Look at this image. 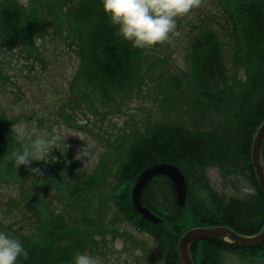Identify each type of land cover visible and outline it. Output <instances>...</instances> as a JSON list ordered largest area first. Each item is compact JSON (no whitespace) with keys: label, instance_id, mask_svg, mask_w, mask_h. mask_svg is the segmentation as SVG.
<instances>
[{"label":"trees","instance_id":"obj_1","mask_svg":"<svg viewBox=\"0 0 264 264\" xmlns=\"http://www.w3.org/2000/svg\"><path fill=\"white\" fill-rule=\"evenodd\" d=\"M218 4L221 22L235 42L233 61L244 67L246 78L230 73L225 55L228 43L204 13V27L190 36L187 46L190 74L182 84L173 76L174 83L169 81L166 89L174 104L180 96L188 97L196 118L208 114L214 117L212 123L208 127L201 122L188 125L176 118L150 123L132 139L116 170L113 199L135 227L158 239L160 264H182L178 241L191 228L225 225L245 235L264 228V191L251 158L253 136L264 121V0H218ZM49 36L60 37L77 56L71 94L57 106L68 125L76 118L72 111L82 103L92 113L117 109L126 92L143 83L142 65L149 48L133 47L123 40L101 0H0V92L11 78L7 55L19 53L32 70L35 62L31 59L44 61L41 44L48 42ZM55 49L61 50L59 43ZM25 109L12 114L0 105V182L16 190L6 198L0 191V214L12 219L6 224L0 218V227L20 239L28 251L17 264H69L75 253L82 251L84 239L68 228L63 214L40 208L43 198L38 192H47L54 184L60 197L76 199L84 185L71 181L61 164L54 166V174L48 173L47 167H39L41 173L37 174L15 165L13 152L30 142L24 135L17 138V127L23 121L41 118L36 108L31 114ZM261 157L264 162V143ZM157 162L178 165L188 185L187 205L181 207L167 176H155L147 184L142 203L163 217L161 224L144 219L131 196L132 184L141 171ZM38 165V161L32 162V167ZM212 168L235 191H221L212 185ZM241 180L255 190L242 192ZM86 186L90 187V182ZM222 250L233 251L247 261H264V242L244 248L213 238L193 243L194 264H222ZM149 256L150 264H156Z\"/></svg>","mask_w":264,"mask_h":264},{"label":"rangeland","instance_id":"obj_2","mask_svg":"<svg viewBox=\"0 0 264 264\" xmlns=\"http://www.w3.org/2000/svg\"><path fill=\"white\" fill-rule=\"evenodd\" d=\"M21 1L26 3L28 0ZM218 8V0H198L188 14L176 18V27L167 40L148 47L149 55L142 65L144 79L140 87L126 92L119 107L107 112L92 113L82 103L76 112L72 111L76 118L70 125L57 111V106L71 94V83L78 65L77 56L68 44L60 37L53 39L49 36L48 42L41 44L44 61L31 59L35 62L32 70L19 53L7 55L10 61L7 72L11 78L2 86L4 90L0 92V105L8 108L12 114L21 107L30 114L36 108L41 118L23 121L19 125L23 129L22 135L31 140L37 134L60 133L56 141L58 146H54L52 154L49 153L47 157L50 160L38 161V167H47L48 173L54 174L57 171L54 166L61 164L67 168L71 181L84 185L79 198L68 199L60 197L58 186L51 184L47 192H38L43 198L39 201L40 208L44 212L63 214L68 228L82 235V251L99 256L103 264H149V255L159 260L158 239L151 237L147 231L136 229L117 207L112 195L116 184L114 180L117 178L118 163L126 156L130 142L151 126L150 123L153 125L155 121L175 118L183 119L188 125L212 123L214 117L210 115L200 114L203 118H196L188 97L180 96L178 103L174 104L172 95L166 89L169 81L174 83L173 76H177V82L182 84L190 74L187 46L190 36L204 27V13L211 17L208 22L220 30L228 43L225 55L231 72L243 74L244 69L237 68L233 62L232 47L235 42L221 22ZM195 25L198 26L195 28ZM56 43H59L61 50L55 49ZM121 135L126 136L121 138ZM209 174L211 183L219 190L235 191L221 180L217 170L210 169ZM89 182L91 186L87 187ZM240 185L242 192L254 191L245 180H241ZM61 189L64 191L66 186ZM0 191L5 198L16 192L15 187L10 188L4 182H0ZM39 216L43 215L40 213ZM0 218L6 224L12 221L5 214H0ZM0 230L5 229L0 227ZM221 259L224 264H249L228 251L221 252Z\"/></svg>","mask_w":264,"mask_h":264},{"label":"clouds","instance_id":"obj_3","mask_svg":"<svg viewBox=\"0 0 264 264\" xmlns=\"http://www.w3.org/2000/svg\"><path fill=\"white\" fill-rule=\"evenodd\" d=\"M198 0H101L110 23L117 27L119 36L133 47L145 48L163 42L175 29L177 17L188 14ZM23 129L17 127L20 138ZM69 135V134H68ZM60 133L37 134L29 143L23 144L12 154L15 165H24L31 172L40 174L33 161H48ZM66 138V137H65ZM20 256L27 257L28 251L22 241L0 230V264H17ZM71 264H103L99 256L87 251H77Z\"/></svg>","mask_w":264,"mask_h":264},{"label":"water","instance_id":"obj_4","mask_svg":"<svg viewBox=\"0 0 264 264\" xmlns=\"http://www.w3.org/2000/svg\"><path fill=\"white\" fill-rule=\"evenodd\" d=\"M264 141V122L259 126L256 136L253 143L252 151V161L254 168L256 170L257 176L259 178L260 186L264 190V165L261 157V146ZM165 174L168 175L174 182L176 192H177V201L180 206H185L187 201L188 189L185 177L179 167L171 163H158L152 165L149 168H146L141 172L138 181L134 184L132 189L133 201L136 208L142 213V215L155 222H159L160 218L157 217L148 207H145L141 203L142 192L149 182V180L157 175ZM224 236V239L227 241H235L237 243H242L245 245H254L262 242L264 240V230L260 234L253 237H243L238 233L233 231V229L225 226L217 227H197L186 232L180 239L179 242V251L181 258L184 261V264H193V260L190 254V245L197 240L205 239L208 237H220Z\"/></svg>","mask_w":264,"mask_h":264}]
</instances>
